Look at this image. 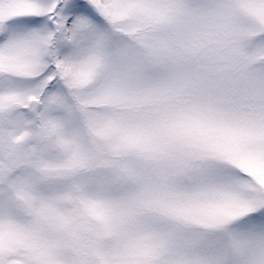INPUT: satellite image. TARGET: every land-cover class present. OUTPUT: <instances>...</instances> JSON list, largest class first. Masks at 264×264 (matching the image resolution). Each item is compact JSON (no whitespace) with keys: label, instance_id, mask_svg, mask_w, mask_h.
<instances>
[{"label":"snow or ice","instance_id":"obj_1","mask_svg":"<svg viewBox=\"0 0 264 264\" xmlns=\"http://www.w3.org/2000/svg\"><path fill=\"white\" fill-rule=\"evenodd\" d=\"M0 264H264V0H0Z\"/></svg>","mask_w":264,"mask_h":264}]
</instances>
